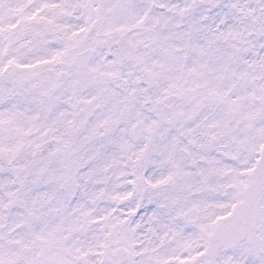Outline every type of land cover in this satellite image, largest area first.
Here are the masks:
<instances>
[{"label": "snow or ice", "instance_id": "snow-or-ice-1", "mask_svg": "<svg viewBox=\"0 0 264 264\" xmlns=\"http://www.w3.org/2000/svg\"><path fill=\"white\" fill-rule=\"evenodd\" d=\"M0 264H264V0H0Z\"/></svg>", "mask_w": 264, "mask_h": 264}]
</instances>
